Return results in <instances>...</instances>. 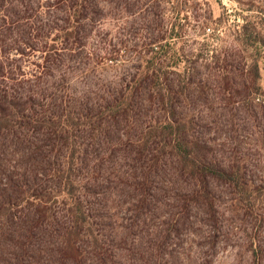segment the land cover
<instances>
[{"label":"trees","instance_id":"trees-1","mask_svg":"<svg viewBox=\"0 0 264 264\" xmlns=\"http://www.w3.org/2000/svg\"><path fill=\"white\" fill-rule=\"evenodd\" d=\"M189 2L0 0V264H214L219 185L226 209L264 208L263 187L213 155L189 109L202 69L222 64L245 98L261 92L259 66L240 86ZM243 31L245 48L264 46Z\"/></svg>","mask_w":264,"mask_h":264},{"label":"rangeland","instance_id":"rangeland-1","mask_svg":"<svg viewBox=\"0 0 264 264\" xmlns=\"http://www.w3.org/2000/svg\"><path fill=\"white\" fill-rule=\"evenodd\" d=\"M189 3L199 6L188 9L191 20L198 14L202 21L205 17L211 18L206 20L205 35L198 37L199 40L212 49L218 48L222 59L242 67L241 72L234 75L240 86L252 79L247 72L254 65L259 66L257 83L261 92L246 94L245 98L230 95L226 90L224 75L228 72L222 64L214 66L213 70L202 69L201 77L208 79L203 89L204 98L192 100L189 109L199 120L198 137L210 147L213 155L224 163L239 162L252 188L263 187L264 198V46L247 49L243 43L245 25L252 28V32L256 29L262 36L264 34V0H190ZM198 34V30L192 31L193 37L197 38ZM217 192L225 215L216 239L214 264H253L252 242L259 236L264 241V208L256 209L251 216L244 215L241 210L231 211V208L226 209L232 198L231 190L219 185ZM205 230L209 235L207 225ZM203 242L206 247L213 245L211 240ZM177 248L182 250L181 245Z\"/></svg>","mask_w":264,"mask_h":264}]
</instances>
